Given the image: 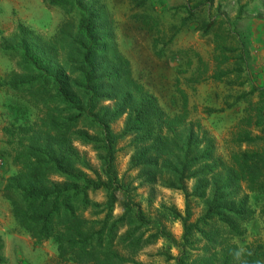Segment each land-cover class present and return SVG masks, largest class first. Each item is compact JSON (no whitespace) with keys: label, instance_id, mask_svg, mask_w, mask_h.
I'll use <instances>...</instances> for the list:
<instances>
[{"label":"trees","instance_id":"16d2710c","mask_svg":"<svg viewBox=\"0 0 264 264\" xmlns=\"http://www.w3.org/2000/svg\"><path fill=\"white\" fill-rule=\"evenodd\" d=\"M45 1L62 11L63 20L51 36L19 25L8 40L13 47L2 50L16 58V67L0 78V90L34 110L29 124L3 129L10 139L16 135L20 149L12 158L17 171L0 190L10 204L12 218L33 246L54 240L57 264H126L128 258L121 251L135 253L147 243L149 238L143 241V237L148 226L156 225L149 237L171 240L161 225L146 220L129 200L125 199L122 214H113L118 195L130 193L129 183L118 178L114 163L116 144L129 137V169L138 173L137 187L153 189L159 184L184 196L183 246L197 234L209 251L189 264H264V244L241 250L232 241L244 234L243 224L254 213L247 195L239 197L240 191L264 195V87L251 85L235 98V102H247L232 133L237 149L226 160L215 157L212 138L189 118L187 95L178 81L175 87L181 106L169 114L132 76L101 0ZM212 2L196 0L197 6L183 5L182 25ZM213 24L211 20L203 23L202 33L213 34L215 68L207 75L208 64L194 52L197 70L186 80L191 86L209 79L222 82L231 73L243 72V56H238L234 69L226 67L229 53L236 49L228 44L233 35L212 28ZM157 44L154 38L152 47L160 56ZM190 51H180L186 59L182 73L191 67ZM255 92L258 100L252 102ZM122 116L124 125L115 133L111 126ZM75 143L94 149L99 172L92 170ZM188 181H194L190 191ZM98 191L106 200L93 204L89 193ZM188 199H198L204 207L194 222H187ZM163 207L175 218L181 217L173 207ZM89 210L93 214L86 218L84 212ZM260 214L264 217V203ZM0 264H6L1 236ZM176 264L187 263L179 258Z\"/></svg>","mask_w":264,"mask_h":264},{"label":"rangeland","instance_id":"374dc122","mask_svg":"<svg viewBox=\"0 0 264 264\" xmlns=\"http://www.w3.org/2000/svg\"><path fill=\"white\" fill-rule=\"evenodd\" d=\"M195 1L145 0L139 5V0H101L107 17L112 20L115 43L128 59L132 76L156 98L159 108L169 114L177 112L181 106L175 87L178 81V86L187 95L190 120L199 122L207 136L212 138L215 157L226 160L231 150L237 149L232 143V133L247 107L246 101L235 102V98L248 91L251 85L264 87V0H213L211 6L195 11L192 20L182 25L186 16L183 5L197 6ZM63 17L59 8L48 5L45 0H0V78L16 67V58L2 50L13 47L8 40L19 25L51 36ZM210 20L214 21L212 28L230 31L233 35L228 44L236 49L229 53L231 60L226 67L234 69L238 56H243V72L231 73L222 82L209 79L191 86L186 80L197 70L198 60L194 52L208 64L207 75L215 68L213 34L204 36L202 33L203 23ZM154 38L158 40L157 50H162L160 56L152 47ZM183 49L191 50V67L185 73L182 72L186 59L180 53ZM239 82L244 84L239 85ZM251 100H258V92L251 96ZM33 119L34 110L26 102L0 90V190L6 178L17 171L12 158L20 149L16 135L10 139L3 129L12 125H27ZM124 121L125 116L119 118L111 126L113 132L118 133ZM129 141V137L122 139L115 146L114 163L118 178L125 184L129 183L130 193L127 197L118 195L113 214L115 217L122 214L125 199L129 200L142 211L146 220L161 225L171 240L149 237L155 233L156 225L148 226L149 231L146 230L143 237V241L149 238L147 243L135 253L121 251L128 258L126 264H176L179 258H185L189 264L207 254L209 251L205 250L204 241L197 234H193L190 242L183 246L182 220L186 218V201L179 191L163 188L159 184L153 189L137 187L140 183L138 173L129 169ZM75 146L92 170L99 172L100 162L94 149L80 143H75ZM245 148V145L240 147L242 150ZM87 172L92 176V171ZM193 185L194 181H188L187 190L190 191ZM244 195H247L248 206L254 213L243 224L244 234L232 238L241 250L248 245L264 244V217L260 214L264 195L251 194L242 189L239 197ZM89 198L93 204H102L106 200L102 191L90 192ZM8 203L0 193V236L6 264H57L54 240L33 246L30 236L12 218ZM162 206L173 207L181 217L175 218ZM188 206L187 222H194L204 213L202 202L198 199H188ZM92 214L90 210L84 212L86 218ZM124 230L125 227H122L121 232Z\"/></svg>","mask_w":264,"mask_h":264}]
</instances>
